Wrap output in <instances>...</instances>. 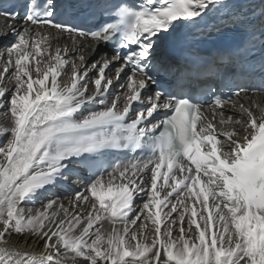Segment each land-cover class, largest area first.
I'll use <instances>...</instances> for the list:
<instances>
[{
  "label": "snow or ice",
  "instance_id": "snow-or-ice-1",
  "mask_svg": "<svg viewBox=\"0 0 264 264\" xmlns=\"http://www.w3.org/2000/svg\"><path fill=\"white\" fill-rule=\"evenodd\" d=\"M224 4L225 0H93L91 11L81 14L72 0H43L41 7L37 0H28L23 17L28 27L13 28L16 42L4 50L6 58L0 52L5 61L0 98L6 97L4 85L14 82L7 99L12 126L0 128L6 135L0 146V264H64L68 252L73 264L77 258L81 264H264V107L256 105V114L241 104L244 118L234 121L232 116L225 120L221 112L220 123L233 127L217 132L202 118L201 105L182 88L161 86L152 94L142 92L149 82L160 84L157 77L166 71L156 58L159 42L182 26L178 22L198 24L196 18H203L210 5ZM0 14L19 18L16 12ZM102 16L108 19L101 23ZM35 26L91 40L94 51L114 44L113 55L109 58L105 51L91 65L82 54L79 63L66 60L59 47L54 54L49 51V35L33 31ZM44 53L49 54L48 62L42 64L37 58ZM69 63L71 83L62 85L58 78ZM10 68L14 70L6 80ZM89 68L98 77L93 96L85 95ZM122 76L128 77V91L121 108L119 98L109 105L105 94L113 79ZM236 87L234 95L253 88L264 92V79L259 85ZM145 96L148 106L133 110V102L143 103ZM97 97L103 107L88 108L84 115L81 109L96 103ZM225 102L215 95L211 106L222 108ZM159 109L170 112L155 120ZM121 150L143 155L120 162L105 159ZM73 164L93 175L106 172L113 179L118 172L121 183L113 188L109 182L105 192L101 179H96L88 188L91 197L77 192V205L90 204L82 214L69 216L59 205L64 218L57 219L55 200L33 212L28 205H34L48 186L74 175ZM145 172H150L148 180L138 175ZM137 192L143 193L142 207L135 203ZM104 221L113 226L107 235L97 227ZM138 221L142 223L133 230ZM174 229L179 232L175 237ZM13 236L16 244L10 243ZM32 237L43 242V252L24 250Z\"/></svg>",
  "mask_w": 264,
  "mask_h": 264
},
{
  "label": "bare ground",
  "instance_id": "bare-ground-1",
  "mask_svg": "<svg viewBox=\"0 0 264 264\" xmlns=\"http://www.w3.org/2000/svg\"><path fill=\"white\" fill-rule=\"evenodd\" d=\"M211 6V5H210ZM209 6V7H210ZM13 28H15L16 30H23L25 28V25L21 22H9L7 19L0 17V35L2 37V42H4V40L6 39H15V37L12 34V30ZM33 31H39L41 34H46V32L51 33V30H43L42 28H33ZM45 31V32H44ZM5 33H7V35H5ZM53 36L50 37L49 39V43L51 44V49L49 50L52 54H54V49L59 47L62 50V55H64V58L66 60L69 61H74L76 63H78V56L80 54L84 55L85 57V64L86 65H91V63L93 61H98L101 60L104 57V53H105V48L104 45H100V47L97 50V53H95V51L93 50L94 48H96L95 46V42L93 41H89V43L92 44V48H87L86 43H84V41L82 39L76 38V37H69L68 35L64 34L63 36H61L59 33L57 32H52ZM73 39H75V43H73ZM0 42V45L1 43ZM3 48L4 45L2 44ZM83 46V47H82ZM47 47V44H42V48ZM1 48V47H0ZM66 49V54L64 52V50ZM101 49H103L104 51H101ZM0 52H4L0 51ZM6 55V52H4V56ZM48 53H44L41 57H38L37 59H40L43 63H47L48 62ZM3 61V60H2ZM70 67H71V63H69ZM5 64L2 66V69L0 71V73H3V68H4ZM14 69L10 68L9 69V75L6 77V80L9 79L10 77V73L11 71H13ZM70 71V73H68ZM80 71H83V68L80 69ZM107 71V70H106ZM71 72L72 70H67V68H64L62 74L60 75V77L58 78V82L61 83L62 85H69L71 83L70 77H71ZM111 72H107V76L111 77ZM64 76H67L66 78H64L65 80H62V78ZM36 77L35 72H33V78ZM98 78L97 77V73L94 69L89 68L88 70V77H87V90L85 95L86 96H93L96 94V88H95V84L93 83V79ZM115 79H113L114 81ZM127 81H126V85L124 87H121V85H119L117 88V91L115 92V95H113V97L111 98V101L109 100V102H107L109 105L111 104V102L113 100H117V98H119L117 100L118 105L122 108L124 103H125V94L127 93L128 89H127ZM103 88V86H102ZM14 89V82H9L7 87H6V91L8 93V91H12ZM11 94V93H10ZM10 97V95H6V99H8ZM250 97H252L253 101L249 102V99L247 98V96L242 95L240 98H238V100L233 104V106H230L228 108L227 111H224V119L227 120L228 116H232L233 117V121L235 119H241L244 118L242 116V112L240 109V105L243 104L245 107H249L253 110L254 113L258 114V109L255 107L256 105H259L260 107H264V94L261 93H254L253 95H250ZM4 106L0 107V128H10L12 126V118L10 116V113L8 112V104L7 101L3 102ZM94 104H97V107L100 109L103 107V105H100L98 103V101ZM90 105V104H87ZM85 105V106H87ZM84 106V107H85ZM82 110V109H81ZM85 115V114H84ZM79 116V114H78ZM221 120V119H220ZM219 122H215L214 125L216 126L217 132L220 131H230L232 130L233 124H221ZM239 127V126H236ZM7 135H10V133H8ZM224 137L221 136V140H223ZM6 143V135L0 134V146L4 145ZM126 175H131V172L127 173ZM139 175V174H138ZM140 175H143V178L145 180H148L150 178V172H145L142 173ZM109 177V175H107ZM108 177H103L102 180H105ZM101 180V181H102ZM66 182L68 181L67 184H71V182L73 183L74 187L72 189V191L68 194V199L66 200L68 203H64L63 202V198H59L58 196H56V191H58V193L60 195H62L63 193H66L68 191V185H66L65 189L63 188V190L61 189H57L53 188V186H50L52 188H47V191L44 192V194L35 202V206L45 203L48 200H55L57 201V205L55 206V210L58 212V216L57 219H62L64 218V211L59 209V205H63V208L65 210H67L68 215L69 216H73L76 215L78 213L82 214L85 211L90 209V204L87 202H83L81 201L79 203V205H77V202L74 200V196L77 192L81 193V194H85L87 193L89 195V197H91L90 192H88V188L90 185V181L89 179L85 178L83 181H85L84 183H81L82 180H65ZM106 183V182H105ZM121 183V179L119 177V174L117 175L116 178L113 179V181H111V186L113 188L118 187V185ZM83 184V185H82ZM107 184V183H106ZM159 183L158 187L160 186ZM109 186V183L104 187L103 190L106 192L107 188ZM99 187V186H98ZM142 187H145L147 189V187H149V185H142ZM166 190H170V189H166ZM67 194V193H66ZM161 196H163V193L161 194ZM144 198V196H139V197H135V203L137 205V207H142L141 204V200ZM171 199H175V196ZM70 200V202H69ZM28 206H33V205H28ZM163 207V205L161 206ZM42 210V209H40ZM36 211V210H35ZM33 210V212H35ZM50 212L52 210H49ZM164 211L166 212L167 209H164ZM175 215V214H174ZM162 217H163V213H162ZM109 223V221H104L103 225H98L97 227H100V230L102 233H104L105 235H107L108 233L111 232L112 230V224L111 225H107V223ZM142 223V221H140V223L138 224L137 222V226H134L133 230H137L139 225ZM147 223V230H151V228L153 227L151 225V222H146ZM117 227H122L121 225H117ZM79 229L76 230V234H78ZM162 232H163V227H162ZM174 237L179 235L178 229H174L173 232ZM188 238V237H186ZM17 237L13 236L10 238V243L11 244H16L17 241ZM34 241V242H33ZM150 242V240H149ZM131 243L135 244V241H132ZM24 250H27L29 252H33V253H41L44 251L43 248V242L40 240H36L34 237L31 238V240L29 241V244L23 245ZM61 253H64V249L61 248ZM72 256L73 254L71 252L66 253L65 255V259H64V264H73V260H72ZM77 264H81L80 258H77ZM101 264H103V262H101Z\"/></svg>",
  "mask_w": 264,
  "mask_h": 264
},
{
  "label": "rangeland",
  "instance_id": "rangeland-1",
  "mask_svg": "<svg viewBox=\"0 0 264 264\" xmlns=\"http://www.w3.org/2000/svg\"><path fill=\"white\" fill-rule=\"evenodd\" d=\"M45 32V31H44ZM43 34V33H42ZM46 34L47 35H49V39H50V37H52L53 36V34H52V32L51 33H49V32H46ZM3 40H2V37H1V35H0V42H2ZM16 41H15V39H5L4 40V42H2L1 43V45H0V51H3V49L5 50L6 48H8L9 46H11L13 43H15ZM2 44L4 45V48H3V46H2ZM5 58H6V55H5ZM78 63H79V61H78ZM5 64V61L3 60H0V71H1V69H2V66ZM65 68H67V70H72V68L70 67V65L68 64V65H66L65 66ZM68 73H70V71L68 72ZM67 76H64L63 78H62V80H65L64 78H66ZM95 80V78L93 79V81ZM8 83L9 82H7L6 83V85H4V87H5V89H6V87H7V85H8ZM94 83V82H93ZM12 91H8V93H7V91H6V95L8 94V95H11L10 93H11ZM8 99H10V97L8 98ZM5 101H7V99L6 98H0V103H3V102H5ZM0 117H1V115H0ZM118 174V173H117ZM117 177V175H115V178ZM111 181H113V178H111L110 176L108 177V178H106L105 180H102L101 181V184H102V186L104 187V185L106 186L109 182H111ZM107 184H106V183ZM58 196V195H57ZM68 196H67V194H63V196H59V198H63L62 200H63V202L64 203H68L66 200L68 199L67 198ZM69 202H70V200H69ZM29 208H32V210H40V209H42V204H39V205H37V206H35V205H33V206H28ZM107 223V225H111V223L109 222H106ZM140 223V221H138V224Z\"/></svg>",
  "mask_w": 264,
  "mask_h": 264
}]
</instances>
